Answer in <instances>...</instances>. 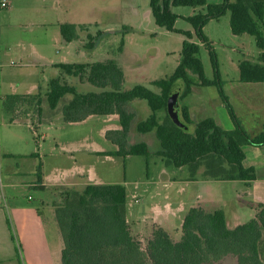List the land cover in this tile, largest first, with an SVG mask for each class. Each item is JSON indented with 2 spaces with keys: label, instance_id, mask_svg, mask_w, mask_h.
<instances>
[{
  "label": "crops",
  "instance_id": "0c3cea01",
  "mask_svg": "<svg viewBox=\"0 0 264 264\" xmlns=\"http://www.w3.org/2000/svg\"><path fill=\"white\" fill-rule=\"evenodd\" d=\"M4 1L8 4L7 9L4 10L7 14L16 11L19 6L22 7V11L20 12L21 17H18L19 20L10 21L7 25H4V29L8 31V36H12L10 38L13 42L8 44L3 40L4 45L0 46V108L4 97L8 95H38L42 99L38 116L28 112L26 115L17 117L13 120V123L10 120L9 124L4 126L8 129V132H13L14 139H16V129L22 128L23 120L20 118L24 117L25 120L32 119L33 123H37V129L43 126L42 123H47V126L43 129L44 132L49 134L44 133L39 136L41 142L37 146L26 145L27 148L31 147L30 152H27L28 154L16 150L21 148L17 140H14V145L0 144V153L4 157L31 160L29 170H27L31 180L24 182L23 180L16 181L15 177L20 174L18 167L11 170L10 167L5 165L8 160L0 159V167L6 168L7 175L13 176V179L8 178L10 180L2 185L3 188L6 190L7 188L24 186L31 189L36 195H28L26 200H19L14 195L8 197L6 192L1 189V264H58L55 260L50 259L52 254L51 245L42 211H47L52 219L54 209L62 201L63 191L70 189L80 191L87 185L121 184L124 186L126 222L132 236H135L141 245L145 244L144 249L155 227L162 228L172 239L178 241L183 218L190 208L199 207L206 212L222 210L226 226L233 229L243 224L238 216L242 209H250L253 212L251 218L253 219L256 207H264V146L242 147L244 155L242 166L245 169L251 168L254 170L255 180L252 182L208 180L202 176V168L198 169L193 177H190L185 167L175 169L165 166L164 160L154 155L157 152H151L152 145L143 137L153 133L139 134L136 132L137 124L144 121L150 114V111L145 108L141 113L137 111L133 106L137 100L127 105V110L134 116L127 141L129 145L145 143L151 156L147 161H144L143 175L140 174L132 181L126 180L125 175L122 181L108 180L109 176L106 175V172H102L101 166L115 167L117 160L122 158L125 172L127 162L134 157L110 155L116 153L118 147L107 140L106 133L121 131L118 116H88L80 122L64 123L61 108L71 99V96L66 95L53 110L49 109L45 102V95L48 92V85L51 80L66 83L74 87L79 94L103 91L93 87L86 81V73L81 78L68 76L63 73L59 65L82 64L88 66L95 64L92 59L96 54L97 46L103 38H111L109 35L112 32L109 30L99 31V35H96L94 41H92V48L86 49L87 37H92L91 32H89L90 26L81 25L80 22H66L61 19L63 15H67L71 11L76 16L85 12L88 13L89 17L94 18L108 16V13L100 11V8L95 5H85L81 2L82 0ZM63 1L67 2V5L63 4ZM221 1L206 0V3L219 4ZM192 13L193 15L185 16V19L187 20L197 14H204L205 7L193 8ZM50 14L57 17L56 30L48 33L50 24L45 19ZM109 16H113L112 13ZM149 16H152L150 10L143 17L146 24L150 22ZM177 21L176 19L173 29H175ZM62 24H72L77 27V38L74 41L67 43L61 38L59 26ZM143 24L141 25L142 31ZM161 28L169 32L165 28ZM129 31L130 29H125L123 33L128 34ZM145 33L146 30L141 35L144 36ZM190 34L192 35L191 32ZM1 35L0 32V37ZM188 41L198 44L199 47H204L198 40L193 38L188 39ZM121 45L119 56L114 58V61L123 72L122 89L126 91L135 85H142L146 88L151 87L153 81H149L147 75L141 72L136 73L137 77L134 76L135 82L126 81L127 72L125 69L127 63L123 56L127 54L129 57L134 56L135 59L138 56L134 55L135 52L131 53L129 49L124 48L123 42ZM151 51L152 53L156 52L155 49ZM106 61L108 59L100 63ZM249 62L257 63V59H250ZM238 64L239 62L236 66L237 69ZM136 65L139 67L140 63L134 60L131 66L135 67ZM3 68L7 70L5 74L1 73ZM85 71L87 72V69ZM187 76L195 83L191 87L190 93L181 98V106L186 107L191 120V123L187 126L195 127L200 121L210 118L221 129L225 131L232 130L233 124L215 87L198 86L197 77H191L189 72H187ZM177 86L182 88L183 91L180 82ZM210 88L212 89V92L209 91L211 94L206 92ZM223 90L245 132L250 133L251 136L261 133L264 127V83H242L238 77L236 80H229ZM23 108L20 107L19 110L22 112ZM19 110L14 114H18ZM45 110H47V113L43 112ZM5 116L11 117V115ZM31 127L26 126L25 128L28 129L31 137L35 139L37 135ZM135 135H139L140 140H131L133 139L131 136ZM153 139L156 140L155 135H153ZM38 167L41 181L37 182L36 172ZM230 188H233V196L228 199L224 195ZM13 239L20 248L21 259L17 256ZM61 249H59L60 258ZM41 252L44 253L43 260L39 258L42 255ZM17 257L19 263H16Z\"/></svg>",
  "mask_w": 264,
  "mask_h": 264
},
{
  "label": "trees",
  "instance_id": "16d2710c",
  "mask_svg": "<svg viewBox=\"0 0 264 264\" xmlns=\"http://www.w3.org/2000/svg\"><path fill=\"white\" fill-rule=\"evenodd\" d=\"M176 7H205L204 14H197L187 21L198 42L209 50L214 73L212 80L204 77L198 56L199 45L184 40L173 73L151 83L158 93L142 85L123 90V72L114 60H108L88 66L59 65L68 76L81 78L86 73V81L103 91L79 94L74 87L51 80L45 102L53 110L66 95L71 96L61 108L64 123L80 122L88 116L117 115L121 131L106 133L107 140L118 147V151L110 155L143 157L147 161L151 156L147 145H128L127 141L134 118L127 105L134 100L144 101L150 114L137 124L136 132H154L160 146V151L154 155L161 157L165 166L185 167L190 177L202 168V176L208 180L252 182L255 180L254 170L243 168L242 147L264 146V127L256 136L249 135L242 128L224 93L216 56L203 34V27L229 13L231 34L253 37L260 51L257 63L239 62V80L242 83H264V0H234L232 3L222 0L219 4H207L206 0H149L155 24L170 32L177 19L172 12ZM76 29L72 24L60 25L61 38L67 43L74 41ZM183 35L190 39V33ZM92 41L93 38L88 36L86 49L92 48ZM187 72L197 77L198 86L215 87L233 124L232 130L225 131L206 118L195 125L193 135L188 134L185 125L191 120L185 106L180 107L182 124L167 115L159 120L158 113L166 111L179 82L183 83L180 98L187 96L195 85ZM41 102L38 95H8L1 102V110L5 115H11V121L28 112L38 116ZM20 107H24L22 112ZM17 110L19 113L14 114ZM36 179L41 181L39 167ZM62 196L61 203L54 209L62 240L60 264H215L227 256L234 257L237 264H264L259 251L264 239L263 206L256 207L253 219L233 229L226 226L222 210L206 212L199 207L190 208L183 218L178 241H173L162 228L155 227L143 250L126 222L123 185H87L80 191L65 190Z\"/></svg>",
  "mask_w": 264,
  "mask_h": 264
},
{
  "label": "rangeland",
  "instance_id": "374dc122",
  "mask_svg": "<svg viewBox=\"0 0 264 264\" xmlns=\"http://www.w3.org/2000/svg\"><path fill=\"white\" fill-rule=\"evenodd\" d=\"M231 3L234 0H229ZM81 2L85 3V5H95L97 8H100V11L108 13V16L102 17H89L85 12L80 13L76 16L74 12H68L67 15H63L61 20H65L66 22H80L81 25L90 26L91 36L93 38L96 35H99V31L109 30L112 34L109 35L111 38H103L100 44L97 46V51L95 56L92 59L94 63H100L105 59L114 60V58L119 56L120 47L127 48L131 53L135 52L134 55L138 56L137 59L134 56H130L124 54L123 58L127 63V68L125 69L127 72V82H135V77H137L138 72L147 75L149 81H155L158 79H164L169 77L173 71L175 70L179 57L181 45L184 40L188 39L185 35L186 33L190 34V38L197 40L193 33V28L190 23L185 19V16L193 15L192 9L189 7H176L173 8V13L177 16V23L175 25V29L171 31L172 33L166 32L161 27H158L152 16H149V24L145 23L143 17H145L146 12L150 10L149 8V0H82ZM215 2V1H214ZM63 4L67 5V2L63 1ZM215 4V3H214ZM22 11V7H17L16 11L13 13L7 14L6 11L0 12V46L4 45L3 40L6 43H12V36H8V31L4 29V25H7L10 21L19 20L18 17H21L20 12ZM112 13L113 16H109ZM197 11L195 12V14ZM62 16V15H61ZM56 15L50 14L46 17V22L50 24V29H48V33L54 32L56 30ZM64 18V19H63ZM101 18V20H100ZM144 22V24H143ZM97 25H96V24ZM143 24V31L146 30V35L142 36L143 31L141 30V25ZM124 28V30H123ZM125 29H130L128 34H124ZM132 30V31H131ZM203 34L207 37L208 42L211 45V48L216 56V63L219 70L220 79L223 84V89L225 84L230 80H236L239 77L238 69L236 68L237 63L243 60L250 61V59L255 60L258 58L259 50L255 45V40L253 37L244 34L241 36H233L229 27V13H226L224 16H221L217 20H211L204 27ZM193 36V37H192ZM87 43V41L85 42ZM152 49H155L156 52L152 53ZM199 59L203 66V73L206 79L212 80L214 77L213 67L211 64V60L209 57V50L207 47L199 48ZM138 61L140 63L139 67L137 65L135 67L133 65V61ZM135 70V71H134ZM1 73H6L7 70L4 68L1 70ZM13 71V70H11ZM15 71V70H14ZM134 74V75H133ZM189 75L192 77L191 73ZM196 77V76H194ZM138 81V79H137ZM183 87V83H180ZM148 89L158 93V89L153 87H149ZM182 88L176 86V97L174 100V114L173 116L177 118V123L182 124L181 116H180V106L182 104V99L179 98V94L182 91ZM212 89H208L206 92L210 93ZM211 94V93H210ZM46 106V104L44 103ZM133 106L137 109L138 112H142L143 109H148L146 103L141 100H137L134 102ZM170 100L167 103L166 111L159 112L158 118L159 120L163 119L166 115L170 116L169 111L171 108ZM47 113V110L43 111ZM34 115V114H33ZM4 113L0 108V137H1V145H14V140L18 141V144L21 145L20 149H16L18 152L26 154L30 152L31 147L27 148L26 145H35L37 146L41 140H39V136L44 133L49 134L48 132H44V129L47 126V123H42V127L37 129V123H33L32 119L25 120L24 117L20 119L23 120L22 128L16 129L15 133L17 134L16 139H14L13 132H8V129L5 128L4 125L9 124L11 117H4ZM171 117V116H170ZM240 120V119H239ZM241 121V120H240ZM13 123V120L11 121ZM190 124V123H189ZM25 125V126H24ZM185 125V124H184ZM186 132L190 135H193V129L195 127H189L187 124ZM31 127L32 130L36 133V138L33 139L30 135V132L25 127ZM152 135L144 136L143 139L147 142L149 141L151 147V152H159L160 146L157 140H152L154 132ZM250 134V133H249ZM251 135V134H250ZM129 137V135H128ZM133 137V141L140 140L139 135L131 136ZM74 138V137H70ZM128 140V139H127ZM136 144V143H134ZM145 144V143H144ZM129 145V144H128ZM33 147V146H32ZM1 152V151H0ZM28 154V153H27ZM0 159H7L6 166L10 167L11 170H15L18 167L19 175L16 176V181L23 180L24 182H28L31 180V176L29 175L30 161L23 158L18 159V157H4L2 153H0ZM29 159V158H28ZM32 159V158H31ZM34 160V159H33ZM35 161V160H34ZM144 161L143 157H133L131 160L127 162V166L124 172L122 158L118 159L115 167H110L109 165L101 166L102 172H106V175L109 176L110 181L115 180H123L122 178L125 175L126 180L132 181L137 178L140 174L144 173ZM2 162V163H3ZM6 168L0 167V191L1 189L6 192L8 197L10 195H14L19 200H26L28 195H35V193L29 189L28 187H16L10 189H4L3 184L7 180L13 179V176L7 175L5 172ZM10 178V179H8ZM238 187V186H237ZM233 188L228 189L227 193H225L224 197L231 198L233 196ZM3 191V192H4ZM2 192V191H1ZM36 196V195H35ZM43 218L45 220V224L47 227V233L49 238V243L51 247V260H55L58 264L60 263V250L62 247V240L60 236V232L55 221V218L51 219L49 213L45 210L42 211ZM253 212L250 209H242L239 213V217L241 218V222L245 223L252 218ZM12 233V231H11ZM132 235V234H131ZM135 238V236H134ZM136 239V238H135ZM14 240V239H13ZM175 241V239H172ZM15 249L17 252V256L20 258V248L17 246L16 241L14 240ZM143 243V242H142ZM145 244L141 245V248L144 249ZM260 255L262 260L264 261V239L259 247ZM42 255L39 257L43 260L44 253L41 252ZM16 259V263H19V259ZM21 259V258H20ZM232 256H227V258H223L219 262L215 264H237L236 259Z\"/></svg>",
  "mask_w": 264,
  "mask_h": 264
},
{
  "label": "water",
  "instance_id": "95a60500",
  "mask_svg": "<svg viewBox=\"0 0 264 264\" xmlns=\"http://www.w3.org/2000/svg\"><path fill=\"white\" fill-rule=\"evenodd\" d=\"M176 95H177V93H176V91H174L173 94H172L171 97H170V102H171V106H172V107L170 108V111H169L170 116L173 117V120H174L175 122L178 121L177 118H175V117L173 116V114H174V100H175Z\"/></svg>",
  "mask_w": 264,
  "mask_h": 264
},
{
  "label": "built area",
  "instance_id": "2783aa9c",
  "mask_svg": "<svg viewBox=\"0 0 264 264\" xmlns=\"http://www.w3.org/2000/svg\"><path fill=\"white\" fill-rule=\"evenodd\" d=\"M8 7V4L4 0H0V12L6 10Z\"/></svg>",
  "mask_w": 264,
  "mask_h": 264
}]
</instances>
